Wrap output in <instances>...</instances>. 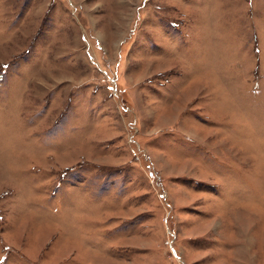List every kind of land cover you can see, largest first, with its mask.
<instances>
[{"label":"rangeland","instance_id":"374dc122","mask_svg":"<svg viewBox=\"0 0 264 264\" xmlns=\"http://www.w3.org/2000/svg\"><path fill=\"white\" fill-rule=\"evenodd\" d=\"M0 264H264V0H0Z\"/></svg>","mask_w":264,"mask_h":264}]
</instances>
